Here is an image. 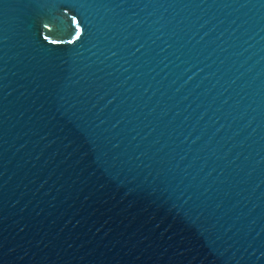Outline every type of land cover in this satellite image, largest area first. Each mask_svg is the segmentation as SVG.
<instances>
[{
    "label": "water",
    "instance_id": "1",
    "mask_svg": "<svg viewBox=\"0 0 264 264\" xmlns=\"http://www.w3.org/2000/svg\"><path fill=\"white\" fill-rule=\"evenodd\" d=\"M0 264H264V0H0Z\"/></svg>",
    "mask_w": 264,
    "mask_h": 264
}]
</instances>
